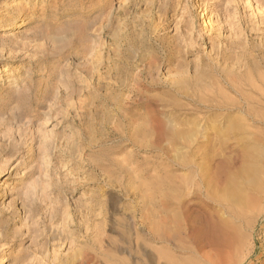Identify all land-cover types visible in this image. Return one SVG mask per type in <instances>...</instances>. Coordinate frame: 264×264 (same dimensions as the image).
Listing matches in <instances>:
<instances>
[{
	"label": "rangeland",
	"instance_id": "obj_1",
	"mask_svg": "<svg viewBox=\"0 0 264 264\" xmlns=\"http://www.w3.org/2000/svg\"><path fill=\"white\" fill-rule=\"evenodd\" d=\"M0 264H264V0H0Z\"/></svg>",
	"mask_w": 264,
	"mask_h": 264
},
{
	"label": "bare ground",
	"instance_id": "obj_2",
	"mask_svg": "<svg viewBox=\"0 0 264 264\" xmlns=\"http://www.w3.org/2000/svg\"><path fill=\"white\" fill-rule=\"evenodd\" d=\"M4 169H5V167H2V168H1V170H4Z\"/></svg>",
	"mask_w": 264,
	"mask_h": 264
}]
</instances>
